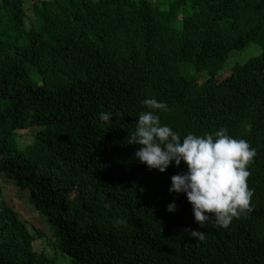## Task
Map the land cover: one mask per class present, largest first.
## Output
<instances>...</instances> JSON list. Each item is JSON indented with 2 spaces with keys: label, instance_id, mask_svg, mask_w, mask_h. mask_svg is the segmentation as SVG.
Masks as SVG:
<instances>
[{
  "label": "trees",
  "instance_id": "1",
  "mask_svg": "<svg viewBox=\"0 0 264 264\" xmlns=\"http://www.w3.org/2000/svg\"><path fill=\"white\" fill-rule=\"evenodd\" d=\"M26 1L0 0V174L56 234L1 201L0 264H264V0ZM250 44L260 54L223 73ZM151 97L182 138L224 127L256 149L253 207L229 227H200L169 191L184 162L161 173L135 157L127 137Z\"/></svg>",
  "mask_w": 264,
  "mask_h": 264
},
{
  "label": "clouds",
  "instance_id": "2",
  "mask_svg": "<svg viewBox=\"0 0 264 264\" xmlns=\"http://www.w3.org/2000/svg\"><path fill=\"white\" fill-rule=\"evenodd\" d=\"M142 104L148 110L140 112L127 143L139 145L135 157L150 170L163 173L170 165L186 164V171L171 177L169 191L187 195L200 227L213 221L215 227L227 228L234 218L253 207L255 189L248 183L251 174L248 165L255 158L256 149L247 139L228 134L224 127L203 135L190 132L182 138L170 125L161 123L157 110L169 111L167 102L151 97ZM113 115L112 111H101L99 119L110 124ZM176 208L173 201L167 210L175 212ZM185 231L198 241L206 238V232L199 229Z\"/></svg>",
  "mask_w": 264,
  "mask_h": 264
},
{
  "label": "rangeland",
  "instance_id": "3",
  "mask_svg": "<svg viewBox=\"0 0 264 264\" xmlns=\"http://www.w3.org/2000/svg\"><path fill=\"white\" fill-rule=\"evenodd\" d=\"M30 1L27 0L25 3V7L28 9L30 5ZM39 1V0H35ZM261 49L253 44H250L247 48L241 51H233L229 55L228 59L226 60L225 66L222 70L223 73H227L229 69L235 64H242L243 62L247 61L248 59L259 55ZM34 129L23 130L18 133V143L21 146H25L30 143L32 139V133ZM1 201H4L6 204L11 206L21 219L26 223L28 229L33 232V228L42 231L46 238L54 239L56 231L48 222L46 216L41 212L37 211L36 209L32 208L30 204L27 202V198H19L17 196L14 188L11 186L10 181H8L3 175L0 174V204ZM45 248L44 242L42 240L36 239L33 242V249L36 252H41ZM46 254L53 257L52 249L50 247L45 248L44 250ZM69 257L62 256L57 254V264H70Z\"/></svg>",
  "mask_w": 264,
  "mask_h": 264
}]
</instances>
